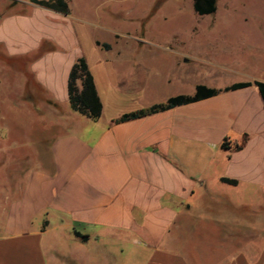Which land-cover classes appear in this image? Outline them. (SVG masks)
Here are the masks:
<instances>
[{"label":"crops","instance_id":"0c3cea01","mask_svg":"<svg viewBox=\"0 0 264 264\" xmlns=\"http://www.w3.org/2000/svg\"><path fill=\"white\" fill-rule=\"evenodd\" d=\"M18 2L0 15V264H264V100L255 85L224 92L264 82V64L114 37L93 62L71 8ZM79 58L95 121L69 103ZM198 85L223 92L116 122Z\"/></svg>","mask_w":264,"mask_h":264},{"label":"rangeland","instance_id":"374dc122","mask_svg":"<svg viewBox=\"0 0 264 264\" xmlns=\"http://www.w3.org/2000/svg\"><path fill=\"white\" fill-rule=\"evenodd\" d=\"M18 1L0 0V15L26 9ZM67 1L82 20L76 22L78 36L93 62L96 42L114 37L136 47L201 51L222 62L239 61L248 71L264 64V0H217L216 13L206 16L195 12L193 0ZM31 117L21 116L20 127L38 139L42 124Z\"/></svg>","mask_w":264,"mask_h":264},{"label":"trees","instance_id":"16d2710c","mask_svg":"<svg viewBox=\"0 0 264 264\" xmlns=\"http://www.w3.org/2000/svg\"><path fill=\"white\" fill-rule=\"evenodd\" d=\"M32 3L40 5L45 8H49L52 11L60 12L63 14H69L70 7L66 0H32ZM194 10L200 16L212 15L217 11V0H193ZM97 46L103 48H110V44L96 42ZM80 85V86H79ZM251 85H255L263 100H264V82L256 81L253 83H235L230 87H227L224 92L231 90H236L239 88H246ZM68 92H69V103L71 108L79 112L80 114L90 117L92 120H98L101 117L103 106L98 95L92 72L89 69V66L84 58H79L77 62L73 65L70 76L68 78ZM223 91L208 88L206 86L198 85L196 91L192 96H175L170 98L163 104L152 105L151 107L140 110L137 112H130L124 114L118 121L124 122L131 119H139L145 117L152 113L163 112L174 107H180L189 103L196 101H202L211 97L218 95ZM228 146L227 140L223 143L222 148L226 149ZM237 148H239L237 146ZM223 182L236 185L238 184L235 180L222 179Z\"/></svg>","mask_w":264,"mask_h":264}]
</instances>
